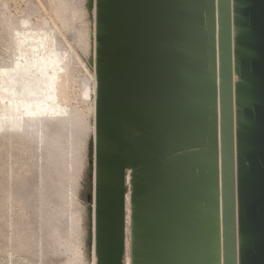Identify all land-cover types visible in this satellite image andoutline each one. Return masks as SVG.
<instances>
[{"label":"water","instance_id":"95a60500","mask_svg":"<svg viewBox=\"0 0 264 264\" xmlns=\"http://www.w3.org/2000/svg\"><path fill=\"white\" fill-rule=\"evenodd\" d=\"M93 46L94 264H264V0H94Z\"/></svg>","mask_w":264,"mask_h":264},{"label":"rangeland","instance_id":"374dc122","mask_svg":"<svg viewBox=\"0 0 264 264\" xmlns=\"http://www.w3.org/2000/svg\"><path fill=\"white\" fill-rule=\"evenodd\" d=\"M12 28L53 39L64 65L58 101L69 113L43 119L34 134L26 125L35 122L0 112V264H94V0H0V59ZM125 243L129 264L128 229Z\"/></svg>","mask_w":264,"mask_h":264},{"label":"bare ground","instance_id":"6f19581e","mask_svg":"<svg viewBox=\"0 0 264 264\" xmlns=\"http://www.w3.org/2000/svg\"><path fill=\"white\" fill-rule=\"evenodd\" d=\"M20 21L23 27L27 25L26 21ZM10 33L11 41L7 45L9 55L0 59V112L9 117L24 119V122L30 124L35 122L26 127L34 134L40 133L39 122L68 112L58 101L60 96L57 94V80L64 68L63 58L54 48L53 39L44 35L46 32L42 34L29 28H12ZM60 84L63 85V82Z\"/></svg>","mask_w":264,"mask_h":264},{"label":"snow or ice","instance_id":"6c2138e0","mask_svg":"<svg viewBox=\"0 0 264 264\" xmlns=\"http://www.w3.org/2000/svg\"><path fill=\"white\" fill-rule=\"evenodd\" d=\"M242 75V74H241Z\"/></svg>","mask_w":264,"mask_h":264}]
</instances>
